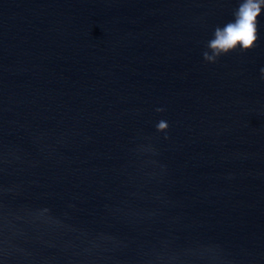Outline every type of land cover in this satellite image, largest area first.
Wrapping results in <instances>:
<instances>
[{
    "label": "water",
    "instance_id": "water-1",
    "mask_svg": "<svg viewBox=\"0 0 264 264\" xmlns=\"http://www.w3.org/2000/svg\"><path fill=\"white\" fill-rule=\"evenodd\" d=\"M0 264H264V0H0Z\"/></svg>",
    "mask_w": 264,
    "mask_h": 264
}]
</instances>
